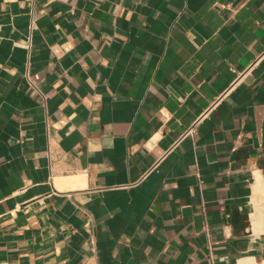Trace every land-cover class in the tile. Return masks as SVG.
<instances>
[{"label": "crops", "instance_id": "crops-1", "mask_svg": "<svg viewBox=\"0 0 264 264\" xmlns=\"http://www.w3.org/2000/svg\"><path fill=\"white\" fill-rule=\"evenodd\" d=\"M263 52L264 0H0V264H264Z\"/></svg>", "mask_w": 264, "mask_h": 264}, {"label": "bare ground", "instance_id": "bare-ground-1", "mask_svg": "<svg viewBox=\"0 0 264 264\" xmlns=\"http://www.w3.org/2000/svg\"><path fill=\"white\" fill-rule=\"evenodd\" d=\"M256 174H255V176H256V182H254V191H253V195H254V201L256 202V205H257V208H255L257 211H256V213L257 214H255V217L256 216H258L259 217V215H261V213L262 212H264V183H263V180H262V174H261V172L260 171H257V172H255ZM252 202V201H251ZM253 203V202H252ZM254 205H255V203H253ZM253 205V206H254ZM256 207V206H255ZM253 213H255V212H253ZM251 216H252V214H251ZM263 216H264V213H263ZM253 217H254V215H253ZM254 217V218H255ZM261 218H263L262 216H261ZM255 220V219H254ZM264 221V220H263ZM263 221H262V223H263ZM255 222H261L260 220L258 221V218L256 219V221ZM254 222V223H255ZM262 223H258L259 225H261ZM257 224V223H256ZM263 225V224H262ZM256 227L258 226V225H255ZM259 228H261L260 226H258ZM258 227H257V229H258ZM264 227V226H263ZM256 229V230H257ZM264 229V228H263ZM255 230V231H256ZM261 230H262V228H261Z\"/></svg>", "mask_w": 264, "mask_h": 264}, {"label": "built area", "instance_id": "built-area-1", "mask_svg": "<svg viewBox=\"0 0 264 264\" xmlns=\"http://www.w3.org/2000/svg\"><path fill=\"white\" fill-rule=\"evenodd\" d=\"M34 16H35V11L34 10H32V23H34ZM29 46H30V44H29ZM262 56H264V52L262 53ZM26 77H27V79H28V81L30 82V84L38 91V92H40L41 93V95L43 96V97H45L44 96V94H42V92L40 91V89L38 88V86H37V84L34 82V80L32 79V77H31V75H30V73H29V70L26 72ZM162 113V112H161ZM163 114V113H162ZM46 122H47V127H49V120H48V117H47V120H46ZM193 128L191 127L190 129H189V131L190 130H192Z\"/></svg>", "mask_w": 264, "mask_h": 264}]
</instances>
